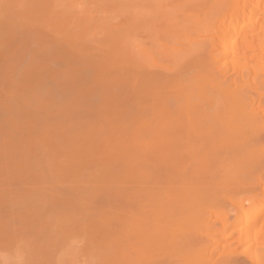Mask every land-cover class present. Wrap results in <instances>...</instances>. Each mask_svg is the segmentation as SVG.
Segmentation results:
<instances>
[{
  "label": "rangeland",
  "instance_id": "obj_1",
  "mask_svg": "<svg viewBox=\"0 0 264 264\" xmlns=\"http://www.w3.org/2000/svg\"><path fill=\"white\" fill-rule=\"evenodd\" d=\"M190 1L192 2L194 0H177V1L172 0V3L170 2V0L169 1L168 0L166 1L165 0H158V1L157 0H147V1L146 0H136V1L135 0H0V86H1L0 87V98H1L0 104H1V107H3L2 109L0 107V111H1L0 116L1 117L3 116L2 118L4 120L3 122V120H1L2 118L0 117V120H1L0 123L3 126L2 127L0 124V129L2 128L1 130L2 132H0V135H1L0 136V147L2 146L0 148V151H3V152L5 151L4 152L5 156L3 155V152H0V164H1L0 165V170H1L0 171V186L2 185L0 187V192H1L0 199H2V202H3L2 203L0 201V264H197L202 259V257L198 256L196 253L197 246L200 244L202 245L206 244L207 249L209 247L210 249H212L215 246L212 243H215L218 237L215 235H211V234L210 235L205 234V231H206L205 227H201L200 223L202 220L206 219L208 215L210 216L208 217L209 218L208 221L210 223V220H212L214 218L213 216L217 213V211H215L217 207L213 205L214 203L212 201H209V198L202 197L200 193L201 188L197 190H192V189L179 190V188H177L175 184H172L171 181H174V180H170V175L167 174L168 172L165 171L163 168L164 163L166 162V161H163V159L166 160L165 158L166 151L169 150L170 148H172L173 150L175 149L177 150L181 146L179 143V140H180V138L178 137L179 134L177 135L176 133H174L176 134L175 137H174V134L171 137L170 135L166 134L167 129L166 130L164 129L166 133L163 132L164 130H162L163 128L171 127L172 124L170 123L171 122L170 119L172 115L173 116L175 115L176 111H173L171 109L172 111L169 110L170 112L168 111L166 112V114L163 115L162 110H160L158 107H157L158 109L157 108L154 109V112L149 111L150 109H148L149 116L147 114L145 115H146L147 124H149V127L145 128L146 131L144 132L142 129V127L144 128L145 126L142 125L141 127V124H140V125H137L136 127L134 126V124H132V128L133 129L135 128V129L134 130L132 128L131 129L133 130L132 132L136 133V134H133L135 137L133 138V135H131L132 137L131 139L130 137H126L129 135L123 136L126 138H125V142H122V143L121 141H124V140H121L123 137L121 136L120 138V135L118 137V135H116V132H115L117 131V128L114 129V127L117 126L115 123L116 122V119H115L116 118V114H115L116 106L115 105L120 100L119 98H121V95L122 96L125 95L124 91L126 92L128 91L127 94L129 93L130 96H132V98L129 96L131 100L130 102H128L129 105L127 103V105L130 106L129 108L127 106V110H129L131 116L132 114H134L135 116L136 111L138 110L139 107H143L146 104L148 105V103H146L148 100L146 102L142 101L144 105L140 103L139 100H142L144 97H145L144 99L146 100L147 91L145 89L142 92H139L142 88H139L138 85H134V84L135 83L139 84L145 81L143 79V75H145L146 71L148 72V69L149 70H152L155 68L158 69L160 66L164 67L165 64L166 65L171 64V62H168L170 61L168 57L170 54L168 55V52L167 54H164L167 51V46L168 47L171 46L168 49L170 48L172 49V47H174V49L177 48V52H176L177 54H173L172 57L180 55V52H181L179 51L180 46L175 47V45L173 44V43L175 44L177 43L175 40H179V39L181 40V38H178V37H180V33L183 31L179 30V28L181 29L182 25H183V28L184 26H187L185 24H187V22L189 23V21H186L185 23L184 18L187 17L189 14L190 15L199 14V11H196L198 7L194 8L192 6L191 8V5L193 2L191 3ZM188 4H190V6ZM203 16L204 14L202 13L199 16V18H202ZM178 19L182 20L181 23L177 21ZM173 25L176 26L177 28L174 27ZM168 28L170 30L171 29L173 30L178 29V30L176 31L172 30L173 31L172 32ZM155 36L157 37L155 38ZM142 42L143 44H140ZM180 42L181 41H179L178 44ZM182 43L184 44V42ZM152 44L157 45V47H158V44L165 45L164 47L166 51H163L164 50L163 46L157 48L156 46H153ZM181 47L183 49L182 44H181ZM150 48L153 50H151ZM147 49H150V50L147 51ZM154 53H156L158 56L156 54L154 55ZM153 55L157 57L153 59L154 58ZM161 57L166 59L163 63H162V60L164 59ZM156 59L158 60L160 59L161 62H159ZM153 61L154 62L157 61V63H159L160 66L157 68L155 64L154 65L155 67H154ZM171 66L175 67V63L174 65L171 64L170 68ZM53 74H55V76H53ZM56 74H58L60 77ZM23 75L26 77V79ZM133 75H136L134 79H133ZM18 76L19 77L22 76L24 78L17 79L19 78ZM128 76H132V77H128ZM7 77H8V81H7ZM137 78H139V80H137ZM21 79L22 80L24 79L23 80L24 82H22ZM57 79L59 80V82ZM9 80H12L13 82L15 81L16 84H13V82ZM49 80L51 81V83ZM5 82H6V86H4ZM10 82H12V84ZM45 83L47 87L43 86V84L45 85ZM115 85L117 86L114 87ZM119 85H120V88H119ZM139 85H142V84H139ZM143 85L147 87L148 85L150 86L151 84L145 85L144 83ZM18 86L19 87L21 86L20 93L18 89H15V88H19ZM134 86L135 88L136 87L137 88L134 89L133 88ZM144 86L142 87L145 88ZM149 86L147 88H149ZM24 87H25L26 93L24 92ZM117 87L119 91L117 90ZM35 88H36V91L34 92ZM26 89H29L32 92L29 91L28 93ZM46 89L47 91L49 90L48 93L52 92L51 95L55 94V96H53V100L51 98L52 96L50 97L49 95L50 93L47 95L49 96L47 98H51L49 99V103L47 102V98L42 97V95H38V97L41 96L40 98L37 97V94H39V92H41L40 94L44 93L45 95ZM61 89L63 90V92ZM21 91H22V94H21ZM131 91L133 93H131ZM136 92L140 94L137 95ZM144 92H146L145 95H143ZM8 93L11 97H13V100H10L12 98L9 95H7L10 98L9 100H8V97L5 96ZM19 94L21 97L19 96ZM28 95H30L31 97H29ZM139 95H142L144 97L140 98L142 96H139ZM22 96L24 97V100L27 98L25 101H29L28 97L30 101H32L33 99L32 103H30V101H29V104L26 102L29 105V106H26L27 104L25 105L24 104L25 102L24 103L22 102L23 101ZM77 97L79 99H77ZM20 98L22 101L20 100ZM42 98L43 100H40ZM54 98H57L55 99L57 101L60 98L61 100L56 102ZM62 98H66V99L63 100ZM70 98H73L75 100H72ZM44 100L46 101L45 104H44L45 102ZM11 101L13 103L16 101L14 104L16 103L17 104L14 105ZM37 101L39 102L42 101V102L39 104V102ZM132 101L133 102L136 101L135 104L132 103ZM50 102L52 104H50ZM59 102L61 103L59 104ZM138 102L139 104H142V105H139ZM19 103H22V104H19ZM53 103H55L56 105ZM112 103L113 105H111ZM31 104L36 107V108L34 107V111L36 112V109H37V112H36L37 115L34 114L35 112L33 111V106H31ZM104 104H106L107 106ZM10 105L16 106L14 107V111H12L13 106L11 107ZM19 105H22L21 108ZM44 105H46L47 107ZM38 106L39 107L43 106V107L39 109ZM108 107H110V109ZM23 108H26V109L23 110ZM113 108H114V111H113ZM43 109H45V112ZM62 109L64 111H62ZM68 109H70V111ZM85 109L87 111H85ZM173 109L176 110L177 108L176 109L173 108ZM2 110L7 115H4V113H2ZM16 110L17 112L21 111L22 113L24 111V116L26 113V118L24 119L21 118L23 116L16 114L15 113ZM28 110L33 112L32 116L31 114L28 115L29 114ZM39 110L40 111L43 110L44 113H41ZM74 112H77V114L79 115H76V113ZM172 112L174 114H172ZM38 114L42 117H40ZM42 114L48 115V116H43ZM59 114H61V116ZM159 115H161V117ZM7 116H9V118H6ZM69 116L70 117L73 116V117L70 118ZM28 117L30 118L27 121L26 119ZM33 117L35 118L38 117V118H36L34 121ZM86 117L87 118L89 117V119H87ZM164 117L165 118L170 117V118L167 119L166 121V119L163 120ZM5 118L6 120H11V121L6 122ZM31 118L33 119H32V122L30 123H33V125L29 124V121ZM41 118L43 119L41 120ZM74 118L75 119L77 118V119L75 120ZM69 120L71 123H74L75 125H72L69 122ZM72 120L73 121L75 120V121L73 122ZM162 120L165 121L166 124L165 122L162 123ZM40 121H41V124H39L40 126H38V122L40 123ZM80 121L82 122L81 126L82 127L84 126V128L80 126L81 123H79V125H76ZM86 121H88L87 124H86ZM46 122L48 124L47 127L45 126ZM61 122H63V125L61 124ZM67 122H68V126H66ZM83 122L86 125H83ZM52 123L57 124V125L55 126L51 125ZM97 123H99L100 126ZM114 123H115V126H114ZM169 123L171 125H169ZM12 126H15V127L12 128ZM41 126H43V128ZM56 126L58 127V129L59 128L60 129L56 130L57 128ZM74 126H77V128ZM159 126L160 128L162 126V128L161 129L158 128L157 129L158 133H157L156 132L157 130L155 131L154 128H157ZM69 127L70 128L72 127L74 129V130L71 129L73 130L71 131L72 134H70L69 132L70 130H67V128L70 129ZM35 128L38 130L42 128L39 132L44 130L45 133L44 131H42V133H39L38 130L35 131ZM47 128L49 129V135H50V136L47 135L48 137L46 136V134H48V132H46ZM97 128L99 129L100 132L98 131ZM149 128L151 130H148ZM53 129H55L56 132L57 131L58 132L55 133V130ZM50 130H53V131H50ZM64 130L66 132H64ZM138 130H142L144 133L142 131L139 132ZM94 131L96 132L94 133ZM154 131L157 134L154 133ZM159 131L161 134L159 133ZM3 132L5 133L3 134ZM19 133L21 134V136H19ZM43 133L45 135H42ZM58 133H61L62 135L59 134L60 135L59 136ZM63 133L65 136L63 135ZM164 133L167 136L166 135L164 136ZM38 134L40 135L42 139L39 137ZM117 134H120V133H117ZM30 135H32L33 137ZM16 136H19V137H16ZM26 136L27 137L29 136L27 138L28 141H26L27 140ZM62 136H64V138H62ZM66 136L69 138H66ZM163 136L164 138H162ZM166 137H168V139ZM1 138H2V141H1ZM165 138L167 140H169L170 138L169 141H171V138L172 139L174 138L175 140L174 142L173 141L167 142ZM5 139H7L8 142ZM16 139H18L19 141ZM100 139L102 141H100ZM130 139L131 141H129ZM32 140H34L33 143H36L37 146L36 144H34L35 147L32 145ZM54 140H58V142L55 141L54 143ZM113 140L115 141L116 145H114L115 143ZM23 142L24 143L26 142V143L22 144ZM76 142L78 145L76 144ZM84 142L87 143L88 145L86 144L85 146ZM99 142H101L102 145H100ZM102 142H105V143H102ZM9 143L11 145H9ZM110 143H112L113 146ZM152 143H153V146L151 145ZM5 144H8L10 147ZM26 144H28V146ZM104 144L109 145L111 147L110 148L109 146L106 147ZM123 144L124 146L126 145L125 147L123 146L124 148L122 147ZM29 145H32L33 147L31 148L29 147ZM174 145L177 148H175ZM17 146L19 147L20 150H18ZM21 146H24V147H21ZM87 146H89L90 149L92 150H90L89 148L86 149ZM95 146H97L98 149H96ZM20 147L23 148V150L26 152L22 153ZM118 147L119 148L121 147L123 149H119ZM26 148L30 150V152L27 151ZM33 148H34L33 150L34 153L32 154L31 150ZM35 148L36 150L39 151V153L38 151L37 152L35 151ZM124 149H125V152H130L126 154L136 155L135 157L138 156L137 159H139L140 163H143L144 161L143 163L144 167L142 170H144L143 175L145 177L149 178L150 180L152 179L156 181L158 180L157 183H153V182H152L153 184L146 183L145 184L146 186L142 188V191H140L139 186L138 188L132 187L133 188V189L131 188L132 190L129 189L132 192V194H130L132 195L131 198H130L129 193H126V192H129V190L127 191L128 189L127 187L129 185L127 187L125 185V188H126L125 189L126 192H125L124 187L120 188L121 186H118L119 183L117 185V183L115 182L116 181L115 178L117 177V174H118L115 172V170H117V168L120 169L117 164L118 162H120L118 161L120 159L119 157L120 156L122 157V155L124 154L123 153ZM172 149H170L169 151L171 152ZM89 150L91 154L89 153ZM18 151H20V153ZM35 153L37 154L38 157L36 156ZM118 153L119 154L121 153L122 155L121 154L119 155ZM17 154L18 155L20 154V155L18 156ZM58 155L60 157H58ZM139 155L142 156V158H139L140 157ZM3 156H4V159L2 158ZM109 156L112 157V159ZM14 157L17 159H15ZM33 157H35V160L33 159ZM78 157L80 158L78 159ZM103 157L106 159H104ZM36 158L39 159L38 162ZM45 162L46 164L44 165ZM155 162L159 164L157 165V163ZM6 163L7 164L9 163V164L7 165ZM25 165H26L25 167L26 169L23 167ZM40 165L42 167H40ZM81 166L83 168H81ZM94 166L96 167L94 168ZM33 167H36V169L34 170ZM20 168H22V170H20ZM14 169H16L17 172ZM36 170L38 172L37 174H35ZM47 170L50 172H47ZM74 170L76 172H74ZM11 171H13V173ZM4 172H6V174ZM10 172H11V176H9ZM42 172H47V173H43V175H41ZM94 172L97 174L95 175ZM84 175L85 177L83 178ZM36 176H39V177H36ZM43 176L45 177L43 178ZM38 178L41 179V181ZM85 179L87 182L84 181ZM87 179L92 180V181H88ZM52 180L54 181L52 182ZM55 180H57L58 183L55 182ZM19 181H20V184L22 183L21 185L18 184ZM65 181L66 182L68 181L67 182L68 186L65 183H63ZM60 182L63 183V185L60 184ZM69 183H72V184H69ZM46 184L49 186V190ZM39 185L43 188V191L41 190L42 188L39 187ZM50 186L53 188L51 189ZM54 186L57 189L55 190V194H54V191L52 192V190L54 189ZM63 186H64V189L62 188L61 190V187ZM116 186H118L120 190L123 189L124 192L126 193V196H125V193L124 194L119 193L116 190V189L119 190V188H117ZM21 187L23 188V190ZM75 187L76 189H74ZM80 187H82L81 188L82 190H80ZM235 187H238L237 184L236 185L234 184V186L232 184L230 185L228 191L221 190L220 194L222 196L225 195V196L232 197V198L235 196L234 199H236L239 197V194H236L235 192H237L240 188L238 187L237 189ZM13 188H15L16 191ZM58 188H59V191L67 190V191H63L62 193L66 195L61 194L62 195L61 196L58 191ZM70 188L71 190L73 189L72 192L76 190L74 192V194L76 193L75 195L70 190H68ZM84 189L87 191H85ZM233 189L234 190L236 189V190L234 191ZM45 190H47V192ZM137 190H139L140 192L139 191H138L139 193L136 192ZM27 191L31 192V194L27 193ZM50 191L52 192L51 194H50ZM56 191H58L60 196L58 195V193L56 194ZM175 191L177 193H175ZM9 193L10 195H8ZM48 193L50 195H48ZM69 193L71 197L67 195ZM82 193L83 194L86 193V194L80 197V194ZM135 193L137 194L134 195ZM2 194H4L5 196H2ZM46 194L48 196H46ZM133 195L135 198L133 197ZM19 196H21L20 197L21 199L18 198ZM63 196H66V197H63ZM74 196L76 197L78 196V197L75 198ZM56 197H62V198L57 199ZM67 197L71 199H73L74 197L75 200H72V203H71L70 202L71 199L68 201ZM173 199L174 201H171ZM29 200L32 203H30ZM73 201L75 203H73ZM27 202L30 204H28ZM65 202H68V204H66ZM1 204L3 206H1ZM37 205L40 207H37ZM27 207H29V209ZM71 207L72 209H70ZM65 208L69 210H65ZM55 209H58V210H55ZM45 211L47 213H45ZM235 211L237 213L236 209H232V211H230L227 214V217L232 218L233 216H235L236 214ZM36 213H38L39 215ZM44 213L48 215H45L46 216L45 217L43 215ZM49 213H52V215H50ZM259 217L260 219H264V210H263V213ZM58 219H60V221ZM61 219L63 221H61ZM45 220H48L49 226L47 224V221ZM39 221L41 223H38ZM63 224L65 226H63ZM1 225L4 227L1 228ZM31 226L34 228V230ZM59 226L61 227V229ZM40 228L43 230H41ZM134 229H136L137 231ZM59 231H60V235L58 234ZM229 231H231L230 228L227 231L225 230L224 233H220L224 237L226 236L223 239L221 238V240L219 241V247L226 244L225 246H223L224 251L228 250V248H226L227 244L231 243L235 239V235L229 234ZM28 233L29 234L31 233L30 234L31 237ZM37 233L40 237L37 235ZM64 233L66 236H64ZM14 235L15 237L13 238ZM55 235H58V236H56L55 238ZM62 236H64V238H62ZM35 238L37 239V241H35L36 240ZM60 238L62 240H59ZM206 238H208L210 242H207ZM194 240H195L196 245L194 244ZM60 241L62 243H59ZM263 241L264 239L262 238V239H257L255 243H252V242L239 243L236 246L232 247L231 251H233L234 253L244 251V255L240 257L247 259V256H251L257 251L264 249ZM47 242H48V245H47ZM51 243L53 246L51 245ZM50 246L53 248H51ZM219 247H217L214 250V253H213L214 258L219 257L220 254L222 253ZM52 249H55V250H52ZM32 253L34 255H32ZM37 253L38 254L40 253V254L38 255Z\"/></svg>",
  "mask_w": 264,
  "mask_h": 264
},
{
  "label": "bare ground",
  "instance_id": "obj_2",
  "mask_svg": "<svg viewBox=\"0 0 264 264\" xmlns=\"http://www.w3.org/2000/svg\"><path fill=\"white\" fill-rule=\"evenodd\" d=\"M136 1V0H135ZM147 1V0H146ZM158 1V0H157ZM166 1V0H165ZM169 1V0H168ZM177 1V0H176ZM161 2V1H160ZM170 2L172 3V0H170ZM175 2V1H173ZM191 2V1H190ZM193 2V3H192ZM192 6L194 8H197L196 11H199V14H192V15H186L187 17L184 18V22L186 23V21H189V23L187 22V26L183 25L181 26L182 28L179 30L183 31L180 33V37L181 40H175L177 43H173L176 46H180L179 47V51L180 55L179 56H173V54H177V48L174 49V47H172V49H168L171 46H167V51L165 50V45H159L158 47H162L164 48L161 49L163 51H166L168 55L172 54L171 56L167 55L169 57L168 62H171V64L174 65L175 63V67L171 66L169 64H165V66H160L159 63H157V61H153V66H157L158 69H152L149 70L148 72L146 71L145 75H143V79L145 80L142 83V85L139 84H134V85H138L139 88H142L139 92H142L143 90L146 89L147 93L144 92L143 95H145L146 93V100L144 99L145 97L142 95L140 98H143L142 100H139L140 103H142V101H147L146 103H148V105L146 104L143 107H139L138 110L136 111V114L134 116V114H132V116L130 115L129 110H127V106L129 105L128 102H130L132 96H130V94L124 90L125 95H121V98H119L120 100L116 103V125L114 123V129L117 128L116 135H120L121 136H126V137H131V135L136 134L134 132H132L134 129L132 128V124H134V126L137 127V125L141 124L145 126L144 128L142 127L143 131L145 132V128L149 127V124H147V119H146V115L147 114L149 116V112L148 109H150L149 111H153L154 109H156L157 107L162 110V114H166V112L170 111H176L175 115L171 117L170 119V124L171 127L170 128H163L162 130H166L167 129V133L165 132V130L163 132H165L166 134L170 135L171 137L173 136L174 133H176L178 135V137L180 138L179 143H180V147L176 150L175 148H177L175 145V150H173L170 152L169 150L166 151L165 153V159H163V161H166L164 163V170L167 171L170 175V180H174L171 181L172 184H175L177 186V188H179V190H186V189H192V190H197L199 188H201L200 193L202 195L203 198H209V201H212L214 204V206H216L217 208L215 209V211H217V213L213 216L214 218L212 220H210L209 223V215L206 217V219L201 221V227H205V234H211V235H215L218 237L217 241L214 244L215 246L210 249V247L207 249L206 248V244L205 245H198L197 246V255L201 256L202 259L197 263V264H264V249L257 251L256 253H254L251 256H247V259L242 258L240 256L244 255V251H240L238 253H234L233 251H231L232 247L236 246L239 243H243V242H252L255 243V241L257 239H264V219H260V215L263 213L264 210V0H194L192 1ZM144 3V2H143ZM164 3V2H163ZM168 3V2H167ZM190 3V4H191ZM133 4V3H131ZM135 4V3H134ZM178 4V3H177ZM190 4H188L190 6ZM124 5V4H123ZM130 5V4H129ZM137 5V4H136ZM165 5V4H164ZM163 5V6H164ZM132 7V5H131ZM135 9V8H133ZM161 9V8H160ZM158 10V9H157ZM183 10V9H182ZM173 11V9H172ZM164 12V11H163ZM162 13V12H161ZM204 14V16L202 18H199V16L201 14ZM160 14V13H159ZM149 15V14H148ZM161 15V14H160ZM174 15V14H173ZM152 16V15H151ZM166 16V15H165ZM155 17V15H154ZM177 17V16H176ZM150 18V17H149ZM158 18V17H157ZM175 18V17H173ZM145 19V18H144ZM143 19V20H144ZM172 19V18H171ZM188 19V20H187ZM152 20V19H151ZM157 20V19H156ZM181 23L182 20H177ZM149 22V20H148ZM171 22V21H169ZM183 23V22H182ZM178 24V23H177ZM170 25V24H169ZM175 25V24H174ZM173 25V26H174ZM147 27V26H146ZM152 27V25H151ZM156 27V26H155ZM176 27V26H174ZM163 28V27H162ZM177 28V27H176ZM149 29V28H148ZM165 29V28H164ZM169 29V28H168ZM183 29V30H182ZM150 30V29H149ZM166 30V29H165ZM170 30V29H169ZM173 29H171L170 31H172ZM178 30V29H176ZM173 30V31H176ZM153 31V30H152ZM158 31V30H157ZM164 31V30H163ZM168 31V30H167ZM172 31V32H173ZM167 33V32H166ZM171 34V33H169ZM148 36V35H147ZM152 36V35H151ZM170 36V35H169ZM176 36V35H175ZM157 36H155L156 38ZM176 38V37H175ZM144 39V38H143ZM160 39V38H159ZM177 39V38H176ZM146 40V39H145ZM183 40V41H182ZM152 41V40H151ZM157 41V40H156ZM174 41V42H175ZM181 41L179 44L178 42ZM144 42V41H143ZM140 43V44H143ZM146 42V41H145ZM163 42V41H162ZM184 42V44L182 43ZM147 43V42H146ZM149 43V42H148ZM150 44V43H149ZM162 44V43H160ZM172 44V43H171ZM170 44V45H171ZM181 44L183 46V49L181 47ZM153 46L154 45L152 44ZM139 46V45H138ZM152 47V46H151ZM155 47V48H156ZM157 47V48H158ZM151 49V48H150ZM150 49H147L150 50ZM145 50V48H144ZM153 50V49H151ZM171 50V51H170ZM138 51V49H137ZM175 51V53H174ZM143 52V50H142ZM203 52V53H202ZM205 52V54H204ZM140 53V52H139ZM151 54V53H149ZM156 53H154L155 55ZM163 54V53H161ZM179 54V52H178ZM153 55V59H155V57ZM151 56V55H150ZM147 57V56H146ZM152 57V56H151ZM164 57V56H163ZM161 57V58H163ZM167 57V58H168ZM172 60H171V58ZM143 58V57H142ZM166 58V56H165ZM165 58H163L164 60H162V63L166 60ZM152 59V58H151ZM152 59V60H153ZM151 60V61H152ZM158 60V59H156ZM159 62H161V60H158ZM149 62V61H148ZM167 62V63H168ZM147 63V62H146ZM152 64V63H151ZM158 64V65H157ZM150 66V65H149ZM154 66V67H155ZM122 67V66H121ZM126 67V66H125ZM133 67V66H132ZM90 68V67H89ZM146 68V67H145ZM92 70V69H91ZM84 71V70H83ZM82 71V72H83ZM142 71V70H140ZM127 72V71H126ZM86 73V72H85ZM51 74V73H50ZM49 74V75H50ZM25 75V74H24ZM23 75V76H24ZM58 75V74H56ZM142 75V74H140ZM51 76V75H50ZM53 76H55V74H53ZM59 76V75H58ZM121 76V75H120ZM136 75H133V79ZM19 77V76H18ZM25 77V76H24ZM24 77H19L17 79L20 78H24ZM60 77V76H59ZM58 77V78H59ZM71 77V76H70ZM122 77V76H121ZM125 77V76H124ZM128 77H132V76H128ZM12 78V77H11ZM39 78V77H38ZM55 78V77H54ZM57 78V77H56ZM111 78V77H110ZM113 78V77H112ZM10 79V78H9ZM26 79V77H25ZM37 79V78H36ZM50 79V78H49ZM53 79V78H52ZM51 79V80H52ZM79 79V78H78ZM24 80V79H23ZM22 79L21 81L24 82ZM58 80V79H57ZM83 80V79H82ZM137 80H139V78H137ZM7 81H8V77H7ZM12 81V80H9ZM18 81V80H17ZM20 81V82H21ZM27 81V80H26ZM37 81V80H36ZM50 81V80H49ZM53 81V80H52ZM121 81V80H120ZM142 81V80H141ZM13 82V81H12ZM12 82H10L12 84ZM15 82V81H14ZM13 84H16V82ZM44 82V81H43ZM46 82V81H45ZM54 82V81H53ZM59 82V80H58ZM127 82V81H125ZM134 82V80H133ZM19 83V82H17ZM26 83V82H25ZM23 83V84H25ZM47 83V82H46ZM43 84V86H46ZM51 83V81H50ZM56 83V81H55ZM86 83V82H85ZM122 83V82H121ZM131 83V82H130ZM138 83V81H137ZM145 83V85L151 84L149 86V88L145 87L143 84ZM42 84V83H41ZM54 84V83H53ZM69 84V83H68ZM123 84V83H122ZM20 85V84H19ZM55 85V84H54ZM84 85V84H83ZM110 85V83H109ZM6 86V82L5 85ZM16 86V85H15ZM36 86V85H34ZM32 86V87H34ZM117 85H115L114 87H116ZM122 86V85H121ZM142 86H144L145 88H143ZM1 87V86H0ZM19 87V86H18ZM21 87V86H20ZM20 87L19 88H15L19 90L20 93ZM23 87V86H22ZM30 87V85H29ZM47 87V86H46ZM53 87V86H52ZM61 87V86H60ZM65 87V86H64ZM109 87V86H108ZM113 87V86H112ZM27 88V87H26ZM72 88V87H71ZM120 88V85H119ZM134 89L135 86L133 87ZM45 89V88H44ZM100 89V88H98ZM103 89V88H102ZM122 89V88H121ZM11 90V89H10ZM29 93V89H26ZM62 90V89H61ZM104 90V89H103ZM107 90V89H106ZM116 90V89H115ZM118 90V87H117ZM139 90V89H137ZM136 90V91H137ZM4 91V89H3ZM2 91V92H3ZM23 91V90H22ZM21 91V94H22ZM36 91V88L34 90V92ZM42 91V90H40ZM49 91V90H48ZM47 89L45 91V95L44 93L40 94L41 92H39L38 95H42V97L47 98L49 96H47L48 93ZM76 91V90H75ZM109 91V90H108ZM119 91V90H118ZM122 91V90H121ZM17 92V90H16ZM15 92V93H16ZM24 92H25V87H24ZM32 92V91H31ZM37 92V93H38ZM44 92V91H42ZM63 92V90H62ZM67 92V90H66ZM94 92V91H93ZM100 92V91H99ZM98 92V93H99ZM130 92V91H129ZM7 93V92H6ZM26 93V92H25ZM57 93V92H56ZM131 93H133L131 91ZM137 93V92H136ZM17 94V93H16ZM52 92L49 94L50 97L53 100V96H55V94L51 95ZM94 94V93H93ZM140 93H137V95ZM5 95V94H4ZM9 95L6 94L5 96ZM14 95V94H13ZM36 95V94H35ZM34 95V96H35ZM75 95V94H74ZM73 95V96H74ZM92 95V94H90ZM101 95V94H99ZM132 95V94H131ZM4 96V97H5ZM10 96V95H9ZM16 96V95H15ZM20 96V94H19ZM29 97H31L30 95H28ZM46 96V97H45ZM61 96V95H60ZM131 98H130V97ZM2 97V96H1ZM3 97V98H4ZM8 97V96H7ZM11 97V96H10ZM18 97V96H17ZM21 97V96H20ZM23 97V96H22ZM28 97V100L30 101ZM41 97V96H40ZM38 97V98H40ZM67 97V96H65ZM76 97V96H75ZM110 97V96H109ZM108 97V98H109ZM120 97V96H119ZM135 97V96H134ZM12 99H10L8 97V100H13V97H11ZM19 98V97H18ZM36 98V97H35ZM51 98H47V102L49 103V99ZM69 98V97H68ZM67 98V99H68ZM96 98V97H95ZM98 98V97H97ZM102 98V97H101ZM137 98V97H136ZM134 98V99H136ZM138 98V99H140ZM1 99V98H0ZM7 99V98H6ZM16 99V98H15ZM27 99V98H26ZM25 99V100H26ZM37 99V98H36ZM57 98H54V100ZM63 100L66 98H62ZM72 100H75L73 98H70ZM77 99H79L77 97ZM17 100V99H16ZM19 100V99H18ZM21 100V98H20ZM24 97H23V103L26 105L27 103L29 104V101H25ZM38 100V99H37ZM40 100H43L40 99ZM46 100V99H45ZM44 100V101H45ZM61 98L58 100L60 101ZM69 100V99H68ZM67 100V101H68ZM95 100V99H93ZM92 100V102H93ZM111 100V99H110ZM4 101V100H3ZM33 101V99H32ZM32 101H30V103H32ZM56 102H58L57 100H55ZM97 101V100H96ZM95 101V102H96ZM117 101V100H116ZM115 101V102H116ZM138 101V100H137ZM12 102V101H11ZM16 102V101H15ZM14 102V103H15ZM20 102V101H19ZM27 102V103H26ZM36 102V101H35ZM39 102V101H37ZM42 101L39 102V104ZM52 102V101H51ZM50 102V104H52ZM63 102V101H62ZM69 102V101H68ZM75 102V101H74ZM78 102V101H77ZM109 102V101H108ZM114 102V101H113ZM136 101H132V103L135 104ZM1 103V102H0ZM8 103V102H7ZM13 103V102H12ZM13 103V104H14ZM46 103V101L44 102V104ZM61 102H59L60 104ZM110 103V102H109ZM128 103V105H127ZM17 104V103H16ZM14 104V105H16ZM22 104V103H19ZM26 106H29V105ZM37 104V103H36ZM55 104V103H53ZM81 104V103H79ZM139 104V102H138ZM143 104V103H142ZM139 104V105H142ZM3 105V104H2ZM43 105V103H42ZM56 105V104H55ZM70 105V104H68ZM73 105V103H72ZM78 105V103H77ZM106 105V104H104ZM113 105V103L111 104ZM109 105V106H111ZM131 105V104H130ZM144 105V104H143ZM11 107L13 105H10ZM20 108L22 105H19ZM24 106V105H23ZM31 106H33L31 104ZM30 106V107H31ZM40 106V105H39ZM38 106V107H39ZM46 106V105H44ZM62 106V105H60ZM66 106V105H65ZM76 106V105H75ZM101 106V105H100ZM107 106V105H106ZM135 106V105H134ZM1 107V104H0ZM14 107L12 108V111H14ZM25 107V106H24ZM28 107V108H30ZM34 107L33 106V111H34ZM43 107V106H42ZM42 107H39L42 108ZM47 107V106H46ZM79 107V106H78ZM84 107V106H83ZM98 107V105H97ZM114 107V106H113ZM130 106H128L129 108ZM133 107V106H132ZM148 107V108H147ZM3 107H1L2 109ZM32 108V107H31ZM36 108V107H35ZM51 108V107H50ZM55 108V107H54ZM60 108V107H59ZM110 109V107H108ZM112 108V107H111ZM135 108V107H134ZM157 108V109H158ZM173 108H177L176 110H174ZM19 109V108H17ZM26 108H23V110H25ZM64 109V108H63ZM62 109V111H64ZM66 109V108H65ZM79 109V108H78ZM77 109V110H78ZM87 109V108H86ZM85 109V111H87ZM97 109V108H96ZM107 109V108H106ZM172 109V110H171ZM8 110V109H7ZM11 110V109H10ZM45 112V109H43ZM43 110H39L41 113H44ZM48 110V109H47ZM70 111V109H68ZM75 110V109H74ZM82 110V109H81ZM54 111V110H53ZM59 111V110H58ZM67 111V110H66ZM76 111V110H75ZM114 111V108H113ZM112 111V112H113ZM128 111V112H127ZM156 111V110H155ZM169 111V112H170ZM1 112V111H0ZM19 112V111H18ZM16 110V114H19L20 116H23L21 118H26V113L24 116V111L23 113L20 112L18 113ZM35 112V111H34ZM37 112V109H36ZM36 112L34 114H36ZM39 112V113H40ZM57 112V110H56ZM61 112V111H60ZM59 112V113H60ZM73 112V111H72ZM83 112V111H82ZM81 112V113H82ZM107 112V111H106ZM152 112V114H153ZM158 112V111H157ZM160 112V111H159ZM2 113L3 110H2ZM29 113V114H28ZM28 115L31 114V116L33 115V112L28 110ZM50 113V112H49ZM69 113V112H68ZM77 114V112H74ZM13 114V112H12ZM53 114V113H52ZM55 114V113H54ZM67 114V113H66ZM71 114V113H70ZM114 114V113H113ZM160 114V113H159ZM172 114H174L172 112ZM1 115V114H0ZM4 115H7L4 113ZM27 115V116H28ZM37 115V114H36ZM39 115V114H38ZM43 115V114H42ZM61 116V114H59ZM74 115V114H73ZM83 115V114H82ZM110 115V114H109ZM155 115V114H154ZM158 115V114H157ZM156 115V116H157ZM15 116V115H14ZM18 116V115H17ZM19 116V118H20ZM40 116V115H39ZM43 116H48V115H43ZM52 116V115H51ZM63 116V115H62ZM66 116V115H65ZM75 116V115H74ZM87 116V114H86ZM115 116V115H114ZM134 116V117H133ZM147 116V117H148ZM161 117V115H159ZM1 117V116H0ZM3 117V116H2ZM1 117V118H2ZM5 117V116H4ZM12 117V116H11ZM16 117V116H15ZM14 117V118H15ZM42 117V116H40ZM54 117V116H53ZM52 117V118H53ZM59 117V116H58ZM70 117V116H69ZM73 117V116H71ZM70 117V118H71ZM152 117V116H150ZM155 117V116H154ZM158 117V116H157ZM159 117V118H160ZM6 118H9V116H7ZM5 118V120H6ZM18 118V117H17ZM30 117H28L26 120L28 121ZM34 121L36 118L38 117H33ZM30 119L29 124L33 125L32 119ZM45 118V117H44ZM64 118V117H62ZM85 118V117H84ZM87 118V117H86ZM95 118V117H94ZM156 118V117H155ZM157 118V119H159ZM170 117H164V119H169ZM11 119V118H10ZM43 118H41L42 120ZM49 119V118H48ZM47 119V120H48ZM61 119V117H60ZM75 119V118H74ZM77 119V118H76ZM75 119V120H76ZM79 119V118H78ZM83 119V118H82ZM89 119V117L87 118ZM96 119V118H95ZM113 119V120H115ZM152 119V118H151ZM156 119V120H157ZM3 120V118L1 119ZM0 120V121H1ZM38 120V119H37ZM40 120V119H39ZM45 120V119H44ZM54 120V119H53ZM74 120V121H75ZM80 120V119H79ZM86 120V119H85ZM92 120V118H91ZM90 120V121H91ZM112 120V121H113ZM150 120V119H149ZM155 120V121H156ZM162 120V123H164L165 121ZM10 122L11 120H6V122ZM14 121V120H12ZM25 121V120H23ZM62 121V119H61ZM67 121V120H66ZM73 121V120H72ZM73 121V122H74ZM83 121V120H82ZM152 121V120H151ZM161 121V120H160ZM4 122V120H3ZM44 122V121H43ZM56 122V121H55ZM70 122V120H69ZM77 122V121H76ZM88 121H86L87 124ZM109 122V121H108ZM153 122V121H152ZM14 123V122H13ZM23 123V122H22ZM36 123V122H35ZM34 123V125H35ZM65 123V122H64ZM71 123V122H70ZM82 125V122H78V124L76 125ZM91 123V122H90ZM160 123V122H159ZM161 123V124H162ZM168 123V122H167ZM1 124V123H0ZM6 124V123H5ZM8 124V123H7ZM24 124V123H23ZM39 124H41L38 122V126H40ZM43 124V123H42ZM61 124L63 125V122H61ZM72 125H75L74 123H71ZM83 122V125H86ZM99 125V123H97ZM166 124V122H165ZM4 125V124H3ZM10 125V124H9ZM13 125V124H11ZM16 125V124H15ZM22 125V124H20ZM51 125H57V124H51ZM50 125V126H51ZM60 125V124H59ZM58 125V126H59ZM90 125V124H89ZM158 125V123H157ZM164 125V124H163ZM162 125V126H163ZM168 125V127H169ZM2 126V124H1ZM7 126V125H6ZM5 126V127H6ZM25 126V125H23ZM37 126V127H38ZM46 127L48 126L47 122H46ZM44 126V127H45ZM49 126V127H50ZM66 126H68V122L66 124ZM65 126V127H66ZM100 126V125H99ZM113 126V125H112ZM161 126V128H162ZM3 127V126H2ZM15 126H12V128ZM36 127V126H34ZM43 128V126H41ZM45 127V128H46ZM57 127V126H56ZM64 127V128H65ZM77 128V126H74ZM82 127V126H81ZM86 127V126H85ZM91 127V126H90ZM102 127V126H101ZM166 127V126H164ZM9 128V127H8ZM11 128V126H10ZM28 128V127H26ZM33 128V127H32ZM41 128V129H42ZM44 128V129H45ZM63 128V129H64ZM70 128V127H69ZM75 128V129H76ZM80 128V127H78ZM84 128V126L82 127ZM100 128V127H99ZM133 130H132V129ZM160 128H154L155 131ZM160 128V129H161ZM41 129H36L35 131L38 130V132ZM48 129V128H47ZM46 132H48L47 135H49V129ZM58 129V127L56 128V130ZM60 129V128H59ZM58 129V130H59ZM62 129V128H61ZM73 129L72 127L70 129L67 128V130H70V134L71 130ZM98 129V128H97ZM139 129V128H138ZM159 129V130H160ZM2 128L0 129V132ZM4 130V129H3ZM6 130V129H5ZM55 130V129H53ZM50 130V131H53ZM55 130V133H57ZM66 130V129H65ZM64 130V132H66ZM94 130V129H93ZM92 130V131H93ZM148 130H151L150 128ZM34 131V129H33ZM44 131V130H42ZM39 132V133H42ZM62 131V130H61ZM99 131V129H98ZM114 131V130H112ZM137 131V130H136ZM135 131V132H136ZM139 132L142 130H138ZM142 131V132H143ZM154 133H158V130ZM31 132V131H30ZM90 132V131H89ZM96 131H94L95 133ZM100 132V131H99ZM103 132V131H102ZM143 132V133H144ZM5 132H3L4 134ZM45 133V131H44ZM42 135H45V134ZM74 133V132H73ZM104 133V132H103ZM120 133V134H117ZM142 133V134H143ZM156 133V134H157ZM160 133V131H159ZM164 133V136L166 135ZM2 134V133H1ZM18 134V133H17ZM16 134V135H17ZM35 134V133H33ZM53 134V132H52ZM62 135L61 133H58V135ZM85 134V133H84ZM112 134V132H111ZM114 134V132H113ZM138 134V133H137ZM161 134V133H160ZM174 134V137L175 135ZM6 135V134H5ZM4 135V136H5ZM11 135V134H10ZM9 135V136H10ZM39 135V134H38ZM57 135V136H58ZM59 135V136H60ZM64 135V133H63ZM67 135V134H66ZM81 135V134H79ZM87 135V134H86ZM102 135V134H101ZM106 135V134H105ZM109 135V134H108ZM140 135V133H139ZM144 135V134H143ZM153 135V134H152ZM159 135V134H158ZM163 135V134H162ZM1 136V135H0ZM7 136V135H6ZM19 136H21V134L19 133ZM16 136V137H19ZM32 136V135H30ZM50 136V135H49ZM56 136V134H55ZM65 136V135H64ZM64 136H62V138H64ZM69 136V135H68ZM88 136V135H87ZM99 136V135H98ZM138 136V135H136ZM148 136V135H147ZM164 136L162 138H164ZM167 136V135H166ZM169 136V137H170ZM8 137V136H7ZM15 137V136H14ZM23 137V135H22ZM29 137V136H28ZM26 136V139L28 138ZM33 137V136H32ZM40 137V135H39ZM48 137V136H47ZM75 137V136H73ZM85 137V136H84ZM123 137L121 140L122 142H125V138ZM135 136L133 135V138ZM140 137V136H138ZM159 137V136H158ZM6 138V137H5ZM25 138V136H24ZM31 138V137H30ZM41 138V137H40ZM50 138V137H49ZM66 138H69L66 136ZM78 138V137H77ZM82 138V137H81ZM168 139V137H166ZM165 138V139H166ZM15 139V138H14ZM23 139V138H22ZM42 139V138H41ZM47 139V138H46ZM131 139L129 141H131ZM148 139V138H147ZM166 139V140H167ZM7 141V139H5ZM9 140V139H8ZM18 140V139H16ZM24 140V139H23ZM36 140V139H35ZM51 140V139H50ZM64 140V139H63ZM76 140V139H75ZM73 140V141H75ZM107 140V139H106ZM105 140V141H106ZM115 140V139H114ZM113 140V141H114ZM127 140V139H126ZM170 140V138H169ZM167 140V142L169 141ZM174 138H171V141L174 142ZM177 140V138H176ZM2 141V138H1ZM10 141V140H9ZM19 141V140H18ZM28 141V139L26 140ZM34 140H32V145L34 146L33 143ZM46 141V140H45ZM58 142V140H54ZM68 141V140H67ZM81 141V139H80ZM84 141V140H83ZM100 141H102L100 139ZM117 141V140H116ZM155 141V140H154ZM169 141V142H171ZM8 142V141H7ZM22 142V141H21ZM30 142V141H29ZM47 142V141H46ZM50 142V141H49ZM53 142V141H52ZM79 142V141H78ZM88 142V141H87ZM96 142V141H95ZM111 142V141H110ZM148 142V141H147ZM17 143V142H16ZM26 143V142H25ZM24 142L22 144H25ZM38 143V141H37ZM62 143V142H61ZM67 143V142H66ZM72 143V141H71ZM82 143V142H81ZM85 143V142H84ZM100 145L101 142H99ZM105 143V142H102ZM115 143V141H114ZM113 143V144H114ZM119 143V144H121ZM127 143V142H126ZM149 143V142H148ZM176 143V142H175ZM178 143V144H179ZM15 144V143H14ZM21 144V145H22ZM30 144V143H29ZM70 144V142H69ZM75 144V143H74ZM77 144V142H76ZM87 143H85L86 146ZM90 144V143H89ZM96 144V143H95ZM112 145V143H110ZM118 144V143H117ZM125 144V143H124ZM124 144L122 145V147L124 146ZM138 144V143H137ZM170 144V143H168ZM174 144V143H173ZM172 144V145H173ZM3 145V144H1ZM8 145V144H5ZM9 145H11L9 143ZM8 145V146H9ZM13 145V143H12ZM19 145V144H18ZM28 146V144H26ZM32 145H29V147H33ZM60 145V144H59ZM78 145V144H77ZM88 145V144H87ZM91 145V144H90ZM97 145V144H96ZM106 147L109 145L104 144ZM116 145V143L114 144ZM133 145V144H132ZM131 145V146H132ZM153 146V143L151 144ZM156 145V144H155ZM167 145V144H166ZM20 146V145H19ZM37 146V144H36ZM61 146V145H60ZM72 146V145H71ZM80 146V145H79ZM82 146V145H81ZM92 146V145H91ZM113 146V145H112ZM120 146V145H119ZM126 146V145H125ZM124 146V147H125ZM178 146V145H177ZM2 147V146H1ZM0 147V148H1ZM10 147V146H9ZM18 147V146H17ZM24 147V146H21ZM20 147V148H21ZM35 147V146H34ZM74 147V146H73ZM96 149L97 146H95ZM111 146H109L110 148ZM117 147V146H116ZM123 147V148H124ZM168 147V146H167ZM170 147V146H169ZM8 148V147H7ZM6 148V149H7ZM52 148V147H51ZM60 148V147H59ZM67 148V147H66ZM90 147L87 146L86 149ZM103 148V147H102ZM113 148V147H112ZM119 148V147H118ZM123 148H119V149H123ZM127 148V147H126ZM129 148V147H128ZM131 148V147H130ZM153 148V147H151ZM15 149V148H14ZM27 149V148H26ZM25 149V150H26ZM38 149V148H37ZM64 149V148H63ZM84 149V148H83ZM108 149V148H107ZM117 149V148H116ZM18 150L19 147H18ZM34 148L31 150L32 154ZM50 150V149H49ZM79 150V149H78ZM85 150V149H84ZM92 150V149H90ZM89 150V153H90ZM110 150V149H109ZM113 150V149H112ZM128 150V149H127ZM164 150V149H163ZM179 150V151H178ZM27 151L30 152V150L27 149ZM35 151L37 152L38 150ZM64 151V150H63ZM99 151V150H98ZM97 151V152H98ZM101 151V149H100ZM115 151V150H114ZM118 151V150H117ZM116 151V152H117ZM122 151V150H121ZM144 151V150H143ZM3 152V151H0ZM5 152V151H4ZM3 152V155H4ZM9 152V151H7ZM6 152V153H7ZM15 152V151H14ZM20 153V151H18ZM21 152H26L23 150V148H21ZM79 152V151H78ZM83 152V151H82ZM86 152V151H85ZM95 152V151H94ZM104 152V151H102ZM145 152V151H144ZM151 152V151H150ZM39 153V151H38ZM93 153V151H92ZM101 153V152H100ZM108 153V152H107ZM115 153V152H114ZM124 154L122 155V157L120 156L119 160L120 162H118V166L120 169L117 168V170H115L117 174V177L115 178V182L119 183L118 186H121L120 188L124 187L125 185L128 188L127 191L130 189L132 190L133 188H138V186L140 187V191H142V188L145 187L146 183H157L156 180H150L149 178L145 177L143 175V163H140L139 159H137V157H135L136 155L133 154H126V153H130V152H125L124 149ZM25 154V153H24ZM31 154V153H29ZM36 154V153H35ZM34 154V156H35ZM57 154V153H56ZM74 154V153H73ZM91 154V153H90ZM116 154V153H115ZM119 154V153H118ZM119 154V155H120ZM2 155V154H1ZM18 155V154H17ZM20 155V154H19ZM18 155V156H19ZM64 155V153H63ZM67 155V154H66ZM78 155V154H77ZM82 155V154H80ZM96 155V154H95ZM98 155V154H97ZM5 156V155H4ZM4 156L2 157L4 159ZM8 156V155H7ZM6 156V157H7ZM10 156V154H9ZM13 156V155H12ZM37 156V154H36ZM118 156V155H117ZM140 156V155H139ZM21 157V156H20ZM18 157V158H20ZM38 157V156H37ZM58 157H60L58 155ZM66 157V156H65ZM68 157V156H67ZM77 157V156H76ZM82 157V156H81ZM84 157V156H83ZM110 157V156H109ZM164 157V156H162ZM15 158V157H14ZM45 158V157H44ZM52 158V157H51ZM72 158V157H71ZM70 158V159H71ZM80 157H78L79 159ZM104 158V157H103ZM112 159V157H110ZM139 158H142V156H140ZM10 159V158H9ZM17 159V158H15ZM32 159V158H31ZM33 159L35 160V157H33ZM32 159V160H33ZM40 159V157H39ZM37 162H38V160ZM62 159V158H61ZM68 159V160H70ZM106 159V158H104ZM29 160V159H28ZM27 160V161H28ZM83 160V159H81ZM96 160V159H95ZM94 160V161H95ZM98 160V159H97ZM154 160V159H153ZM160 160V159H158ZM8 161V159H7ZM10 161V160H9ZM59 161V160H58ZM20 162V161H19ZM41 162V161H40ZM39 162V163H40ZM44 162V161H43ZM42 162V163H43ZM79 162V161H78ZM158 162V161H157ZM155 162V163H157ZM5 163V162H4ZM26 163V162H25ZM30 163V162H29ZM36 163V162H35ZM99 163V162H98ZM113 163V162H112ZM7 164V163H6ZM9 164V163H8ZM7 164V165H8ZM11 164V163H10ZM46 164V162L44 163V165ZM50 164V162H49ZM74 164V163H73ZM80 164V163H79ZM111 164V163H110ZM159 163H157L158 165ZM162 164V163H161ZM1 165V164H0ZM21 165V164H20ZM30 165V164H29ZM42 165V164H41ZM40 165V167H42ZM64 165V164H63ZM95 165V164H94ZM97 165V163H96ZM32 166V165H31ZM30 166V167H31ZM50 166V165H49ZM61 166V165H60ZM103 166V165H102ZM108 166V165H107ZM2 167V166H1ZM6 167V166H5ZM24 168L26 167L23 166ZM29 167V168H30ZM64 167V166H63ZM96 166H94L95 168ZM117 167V166H116ZM158 167V166H157ZM28 168V167H27ZM34 170L36 169V167H33ZM44 168V167H43ZM47 168V167H46ZM51 168V167H50ZM81 168H83L81 166ZM10 169V168H9ZM26 169V168H25ZM48 169V168H47ZM55 169V168H53ZM60 169V168H59ZM75 169V168H74ZM101 169V168H100ZM146 169V168H145ZM12 170V169H11ZM16 172L17 170L14 169ZM13 170V171H14ZM20 170H22V168H20ZM32 170V168H31ZM38 170V169H37ZM37 170L35 171L37 174ZM42 170V168H41ZM51 170V169H50ZM63 170V169H62ZM99 170V169H98ZM114 170V168H113ZM119 170V171H118ZM1 171V170H0ZM13 171H11L13 173ZM40 171V170H39ZM118 171V172H117ZM11 172L10 175L11 176ZM24 172V171H23ZM47 172H50L47 170ZM47 172H42L41 175H43V173H47ZM58 172V171H57ZM74 172H76L74 170ZM83 172V171H82ZM111 172V171H110ZM164 172V171H163ZM2 173V172H1ZM6 174V172H4ZM15 173V172H14ZM31 173V172H30ZM53 173V172H52ZM56 173V172H55ZM69 173V172H68ZM95 173V172H94ZM3 174V173H2ZM8 174V173H7ZM19 174V173H18ZM25 174V173H24ZM49 174V173H48ZM97 173H95L96 175ZM100 174V173H99ZM112 174V173H111ZM146 174V173H145ZM72 175V174H70ZM101 175V174H100ZM30 176V174H29ZM33 176V175H32ZM47 176V175H46ZM51 176V175H49ZM53 176V175H52ZM79 176V175H78ZM116 176V175H114ZM172 176V177H171ZM19 177V176H18ZM39 177V176H36ZM41 177V176H40ZM45 176H43L44 178ZM54 177V176H53ZM75 177V176H74ZM85 177V175L83 176V178ZM169 177V176H168ZM175 177V178H174ZM7 178V177H5ZM15 178V177H13ZM17 178V177H16ZM33 178V177H32ZM50 178V177H48ZM108 178V177H107ZM37 179V178H36ZM39 179V178H38ZM46 179V178H45ZM53 179V178H52ZM114 179V178H113ZM17 180V179H16ZM41 181V179H39ZM38 180V181H39ZM43 180V179H42ZM60 180V179H59ZM88 181H92L87 179ZM21 181V180H20ZM20 181L18 184H20ZM47 181V180H46ZM54 180H52L53 182ZM85 182L86 179L84 180ZM43 182V181H42ZM55 182H57V180H55ZM68 182V181H67ZM66 181L63 182L66 185L68 184ZM75 182V181H74ZM81 182V181H80ZM103 182V181H101ZM10 183V182H9ZM30 183V182H29ZM58 183V182H57ZM63 183L60 182V184L63 185ZM73 183V182H72ZM69 183V184H72ZM84 183V182H83ZM81 183V184H83ZM89 183V182H88ZM152 183V184H153ZM11 184V183H10ZM22 184V183H21ZM20 184V185H21ZM38 184V183H37ZM64 184V185H65ZM87 184V183H86ZM92 184V183H91ZM103 184V183H102ZM106 184V183H105ZM234 186V184L240 188L237 192H235L236 194H239V197L234 199V197H228L225 195H221V190L224 191H228L230 185ZM47 185V184H46ZM88 185V184H87ZM104 185V184H103ZM2 186V185H1ZM0 186V187H1ZM48 186V185H47ZM53 186V185H52ZM68 186V185H67ZM86 186V185H85ZM90 186V184H89ZM118 186H116L117 188H119ZM24 187V186H23ZM39 187H41L39 185ZM60 187V186H59ZM70 187V185H69ZM73 187V186H72ZM88 187V186H87ZM93 187V186H92ZM133 187V188H132ZM238 187H235L238 189ZM22 188V187H21ZM20 188V190H21ZM42 188V187H41ZM50 188L52 189L53 187L50 186ZM64 189V186L61 187ZM82 187H80V190ZM84 188V187H83ZM91 188V187H90ZM98 188V187H97ZM119 188V190H120ZM132 188V189H131ZM152 188V187H151ZM154 188V187H153ZM8 189V188H7ZM15 190V188H13ZM12 189V190H13ZM17 189V188H16ZM35 189V188H34ZM67 189V188H66ZM76 189V187L74 188ZM78 189V188H77ZM87 189V188H86ZM104 189V188H103ZM19 190V191H20ZM23 190V188H22ZM43 191V188L41 189ZM40 190V191H41ZM48 190H49V186H48ZM55 190H57L54 186V189L52 190V192L54 191L55 194ZM58 191L60 193V195L63 193V191H67V190H63V191ZM72 192L71 188L68 189ZM85 190V189H84ZM93 190V189H92ZM98 190V189H97ZM119 193L124 194L126 192H124V190H118L116 189ZM129 190V193L132 194V192ZM154 190V189H153ZM231 190V189H230ZM234 190V189H233ZM236 190V189H235ZM234 190V191H235ZM2 191V190H1ZM5 191V190H4ZM16 191V190H15ZM26 191V190H25ZM32 191V190H31ZM47 192V190H45ZM58 191H56V194L58 193ZM76 191V190H75ZM73 191L72 193L74 194ZM87 191V190H85ZM101 191V190H100ZM134 191V190H133ZM139 190H137L136 192H138ZM139 191V192H140ZM11 192V191H10ZM24 192V191H23ZM39 192V191H38ZM50 191V194L52 193ZM70 192V193H71ZM98 192V191H97ZM138 192V193H139ZM1 193V192H0ZM4 193V192H3ZM30 193L31 192H28ZM58 193V195H59ZM70 193L67 194L70 196ZM79 193V192H77ZM95 193V191H94ZM125 193V196H126ZM170 193V192H169ZM175 193H177L175 191ZM218 193V194H217ZM23 194V193H22ZM44 194V193H43ZM48 193V195H50ZM53 194V195H54ZM76 194V193H75ZM74 194V195H75ZM86 194V193H84ZM83 193L80 194V197L84 195ZM88 194V193H87ZM115 194V193H114ZM137 193H135L134 195H136ZM220 194V195H219ZM10 195V193L8 194ZM7 195V197H8ZM26 195V194H25ZM46 194V196H48ZM59 195V196H60ZM62 195H66V194H62ZM61 195V196H62ZM133 195V197H134ZM177 195V194H176ZM220 197H219V196ZM2 196H5L4 194H2ZM24 196V195H23ZM52 196V195H51ZM57 196V195H56ZM104 196V195H103ZM112 196V195H111ZM117 196V195H116ZM128 196V195H127ZM140 196V195H139ZM179 196V195H178ZM1 197V196H0ZM21 196H19L18 198H20ZM66 197V196H63ZM71 197V196H70ZM75 198H77L76 196H74ZM73 197V199L68 198V201L71 199V203L72 200H75V198ZM79 197V198H80ZM105 197V196H104ZM114 197V196H113ZM132 197V195H130V198ZM137 197V196H136ZM5 198V197H4ZM3 198V199H4ZM47 198V197H46ZM58 198H62V197H56ZM116 198V197H115ZM135 198V197H134ZM172 198V197H171ZM175 198V197H174ZM21 199V198H20ZM24 199V198H23ZM29 199V198H28ZM39 199V198H38ZM45 199V198H43ZM65 199V198H64ZM177 199V198H176ZM5 200V199H4ZM27 200V199H26ZM67 200V199H66ZM79 200V199H77ZM81 200V199H80ZM139 200V199H138ZM142 200V199H140ZM0 201L2 202V199H0ZM7 201V200H6ZM34 201V200H33ZM61 201V200H60ZM59 201V202H60ZM63 201V200H62ZM65 201V200H64ZM100 201V200H99ZM134 201V200H132ZM171 201H174L171 200ZM5 202V201H4ZM30 202V200H29ZM36 202V201H35ZM42 202V201H41ZM45 202V201H43ZM48 202V201H47ZM52 202V201H51ZM49 202V203H51ZM69 202V204H70ZM78 202V201H77ZM80 202V201H79ZM83 202V201H82ZM93 202V201H92ZM3 203V202H2ZM28 203V202H27ZM32 203V202H30ZM28 203V204H30ZM66 204H68V202H65ZM64 203V204H65ZM73 203H75L73 201ZM95 203V202H94ZM100 203V202H99ZM6 204V203H5ZM37 204V203H36ZM41 204V203H40ZM46 204V203H45ZM58 204V203H57ZM63 204V203H62ZM78 204V203H77ZM76 204V205H77ZM138 204V203H137ZM25 205V204H24ZM33 205V204H32ZM39 205V204H38ZM37 207H40L38 206ZM93 205V204H92ZM141 205V204H139ZM1 206H3L1 204ZM36 206V205H34ZM32 206V207H34ZM44 206V205H43ZM69 206V205H67ZM255 206V207H254ZM30 207V206H29ZM29 207H27L29 209ZM31 207V208H32ZM52 207V206H51ZM73 207V205H72ZM72 207L70 209H72ZM142 207V206H140ZM8 208V206H7ZM30 208V209H31ZM36 208V207H35ZM43 208V207H42ZM53 208V207H52ZM51 208V209H52ZM59 208V207H58ZM68 208V207H67ZM65 208V210H69ZM137 208V207H136ZM48 209V208H47ZM50 209V208H49ZM144 209V208H143ZM232 209H236L237 213L235 211V216H233L232 218L227 217V214L232 211ZM11 210V209H10ZM58 210V209H55ZM142 210V209H140ZM31 211V210H30ZM43 211V210H42ZM52 211V210H51ZM12 212V211H11ZM33 212V211H32ZM37 212V211H35ZM34 212V214H35ZM29 213V212H28ZM43 213V212H42ZM45 213H47L45 211ZM43 214L48 215V214ZM38 214V213H36ZM41 214V213H40ZM50 215H52V213H49ZM26 215V214H24ZM29 215V214H28ZM39 215V214H38ZM49 215V216H50ZM159 215V214H158ZM18 216V215H17ZM35 216V215H34ZM43 217V216H42ZM46 217V216H45ZM44 217V218H45ZM57 217V216H56ZM48 218V216H47ZM161 218V216H160ZM24 219V218H23ZM40 219V218H39ZM43 219V218H42ZM41 219V220H42ZM126 219V218H125ZM44 220V219H43ZM60 221V219H58ZM47 221L48 224V220ZM53 221V219H52ZM58 221V222H59ZM61 221H63L61 219ZM43 222V221H42ZM69 222V221H68ZM33 223V222H32ZM31 223V224H32ZM38 223H41L40 221ZM46 223V222H44ZM57 223V222H56ZM55 223V224H56ZM23 224V223H22ZM43 224V223H42ZM45 224V225H47ZM65 224V223H64ZM63 224V226H65ZM126 224V222H125ZM128 224V223H127ZM218 224V225H217ZM30 225V223H29ZM38 225V224H36ZM53 225V224H52ZM61 225V224H60ZM49 226V224H48ZM51 226V225H50ZM4 226L1 225V228H3ZM26 227V226H25ZM28 227V226H27ZM32 227V226H31ZM37 227V226H36ZM35 227V228H36ZM41 227V226H40ZM43 227V225H42ZM52 227V226H51ZM56 227V226H55ZM58 227V226H57ZM60 227V226H59ZM68 227V226H67ZM22 228V227H21ZM29 228V227H28ZM33 228V227H32ZM38 228V227H37ZM142 228V227H140ZM146 228V227H144ZM143 228V229H144ZM229 228L231 229V231H229V234L231 235H235V239L234 241H232L231 243H228L226 248H228L227 251H224L223 246L219 247V241L221 240V238H225L223 235H221L220 233H224V231L229 230ZM23 229V228H22ZM26 229V228H24ZM41 229V228H40ZM57 229V228H56ZM55 229V230H56ZM61 229V227H60ZM138 229V228H137ZM142 229V230H143ZM34 230V228H33ZM36 230V229H35ZM43 230V229H41ZM136 230V229H134ZM141 230V231H142ZM5 231V230H4ZM46 231V230H45ZM137 231V230H136ZM212 231V232H211ZM218 231V232H216ZM14 232V231H12ZM27 232V231H26ZM135 232V231H134ZM143 232V231H142ZM203 232V231H202ZM11 233V232H10ZM9 233V234H10ZM33 233V232H32ZM36 233V231H35ZM46 233V232H45ZM49 233V232H48ZM67 233V232H66ZM2 234V233H1ZM7 234V233H6ZM12 234V233H11ZM10 234V235H11ZM29 234V233H28ZM31 234V233H30ZM29 234V235H30ZM60 235V231L58 233ZM63 234V233H62ZM13 235V234H12ZM17 235V234H16ZM34 235V234H32ZM38 235V233H37ZM42 235V233H41ZM49 235V234H48ZM39 236V235H38ZM44 236V235H43ZM47 236V235H46ZM58 235H55V238ZM64 236L65 233H64ZM64 236H62V238H64ZM220 236V237H219ZM222 236V237H221ZM4 237V236H2ZM6 237V236H5ZM15 237V235L13 236V238ZM31 237V235H30ZM40 237V236H39ZM48 237V236H47ZM7 238V237H6ZM29 238V237H28ZM45 238V237H44ZM49 238V237H48ZM54 238V237H52ZM2 239V238H1ZM33 239V238H32ZM36 239V238H35ZM38 239V237H37ZM37 239L35 241H37ZM210 239V238H209ZM6 240V239H5ZM51 240V239H50ZM59 240H62L61 238ZM207 242H210V240H208V238H206ZM10 241V239H9ZM42 241V240H41ZM44 241V240H43ZM47 241V240H46ZM49 241V240H48ZM57 241V240H56ZM189 241V240H188ZM33 242V241H32ZM40 242V241H39ZM43 243V242H42ZM41 243V245H42ZM59 243H62L61 241ZM190 243V242H189ZM188 243V244H189ZM264 243V241H263ZM35 244V243H34ZM57 244V243H56ZM193 244V243H192ZM194 244H195V240H194ZM198 244V243H197ZM37 245V243H36ZM48 245V242H47ZM45 245V246H47ZM52 245V243H51ZM196 245V244H195ZM193 245V246H195ZM44 246V244H43ZM53 246V245H52ZM57 246V245H56ZM33 247V246H32ZM51 247V246H50ZM61 247V246H60ZM97 247V246H96ZM219 247L221 249V254L219 257L214 258V250ZM34 248V247H33ZM53 248V247H51ZM35 249V248H34ZM33 249V250H34ZM49 249V247H48ZM51 250V249H50ZM55 250V249H52ZM57 250V249H56ZM47 251V250H46ZM33 252V251H32ZM49 252V251H48ZM224 252V253H223ZM41 253V252H40ZM39 253V254H40ZM52 253V252H50ZM56 253V252H55ZM38 254V253H37ZM38 254V255H39ZM45 254V253H44ZM32 255H34L32 253ZM49 255V254H48ZM51 255V254H50ZM53 255V254H52ZM42 256V255H41ZM35 257V256H34ZM39 258V257H37Z\"/></svg>",
  "mask_w": 264,
  "mask_h": 264
}]
</instances>
